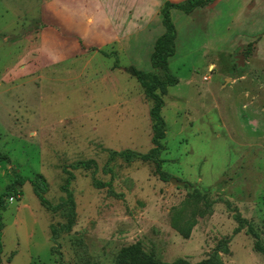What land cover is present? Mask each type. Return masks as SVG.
<instances>
[{
    "label": "rangeland",
    "instance_id": "1",
    "mask_svg": "<svg viewBox=\"0 0 264 264\" xmlns=\"http://www.w3.org/2000/svg\"><path fill=\"white\" fill-rule=\"evenodd\" d=\"M153 1L140 2L135 23L115 17L110 0H0V197L16 176L40 174L45 198L63 205L72 172L77 214L72 232L54 241L63 210L46 209L30 183L19 186L3 197L2 264H211L216 256L264 264L249 231L264 246V38L232 54L210 50L248 39L254 24L264 29V9L252 23L243 2L220 4L210 24L179 41L170 63L179 83L162 111L170 180L141 160L118 158L104 172L113 151L153 149V105L130 71L162 77L151 66L163 27L156 18L147 25ZM91 160L96 171L73 168ZM193 223L185 239L177 228Z\"/></svg>",
    "mask_w": 264,
    "mask_h": 264
},
{
    "label": "trees",
    "instance_id": "2",
    "mask_svg": "<svg viewBox=\"0 0 264 264\" xmlns=\"http://www.w3.org/2000/svg\"><path fill=\"white\" fill-rule=\"evenodd\" d=\"M216 0H187L182 3H171L167 2L162 9V24L165 28V33L156 41L155 50L151 56V66L155 71H161L162 77L157 73H146L133 68V72L138 82L142 86L146 98L152 102V109L150 111V117L152 120V131H153V149L148 153L143 154L133 150H125L122 152L113 151L109 155L108 163L105 167L104 172L106 174H113L111 164L115 159H122L126 163H131L134 160H141L145 162H152L156 165L157 174L160 178L168 182L170 180L169 176L163 172V164L161 156L164 152V147L162 142L167 137L168 126L166 120L162 116V111L165 107V101L163 96L168 92L169 88L178 85L177 78L172 74L170 70L171 59L175 57L177 52V29L176 25L172 19V11L178 10L185 14H192L199 8H204L215 3ZM105 54V53H104ZM108 57H117L115 53L105 54ZM115 67H120L119 59L115 62ZM5 158L0 156V161H4ZM75 170L84 169L96 171L98 169L95 161L79 162L74 167ZM68 175L67 183L62 187V192L66 195V202L60 206H53L46 198L45 194L48 191V182L42 175H36L33 178L22 177L20 175L16 176L14 182L9 186L6 194L0 197V264H2V252H3V216L2 211L5 210L6 205L3 201V197L10 194H16L17 188L19 186L23 187L25 184L30 183L34 189V193L40 200L41 204L51 212L63 210V216L67 220V223L61 226H53L51 228L52 239L57 241L59 237L64 233H71L77 217L76 214V203L71 191V186L75 181V175L72 172H66ZM95 185L97 187H103L104 184L97 182L95 180ZM195 197L204 198L202 192L198 189L194 190ZM207 208L210 210L212 208V202L206 199ZM237 221L240 225L239 229L244 228L243 225L247 224L240 216H238ZM195 223L191 225L190 228L185 229L178 227V232L182 237L188 239L191 234ZM249 231L256 236L257 242L255 244V251L260 253L264 257V246L260 243L257 235L254 233L252 227ZM211 264H221L219 258L216 256L210 260Z\"/></svg>",
    "mask_w": 264,
    "mask_h": 264
},
{
    "label": "crops",
    "instance_id": "3",
    "mask_svg": "<svg viewBox=\"0 0 264 264\" xmlns=\"http://www.w3.org/2000/svg\"><path fill=\"white\" fill-rule=\"evenodd\" d=\"M59 2H62L63 0H56ZM69 2L71 1V6L75 5H81L83 6L85 0H68ZM86 1H92V0H86ZM144 0H110L111 2V7L113 9H116L115 12V17H118L119 20L120 19H128L129 22H135L138 18V8H139V4L140 2H142ZM187 0H158L157 2H155V0L153 1V6L156 9L155 13L152 15H150L149 17L146 16V19H154L156 18V22H161L163 21L162 18V9L164 7V5L167 2H171V3H182L185 2ZM241 2H243V7L247 8L250 10V12L248 13V17L251 18L252 23H257L258 20H260V12L261 10L264 9V0H216L214 4L204 7V8H199L197 9L194 13L192 14H185L181 11L178 10H173L172 11V19L176 25V29H177V52L180 53V51L183 48V44L180 47L179 46V41H185L188 38H190L189 36L193 37L194 35H196L197 33V29L200 27H204L207 24H210V20L213 17V14L215 12V10L218 8V6L221 4H225V3H236V6L240 5L241 8ZM67 3V2H64ZM152 3V2H151ZM109 5V4H108ZM70 6V5H69ZM152 6V4H151ZM259 15V16H258ZM238 16V15H237ZM254 19H257V21L253 22ZM150 20H146L148 23L147 25H151L153 24V21ZM263 21V19H262ZM263 22H261V27H263ZM256 32L253 34L251 33L250 37L248 39H238L237 41L231 42V45L229 46H223L222 43H220V47H211L210 50H214V51H219L223 54H232L234 52V50H238L243 44H249L251 42L254 41V39H256L257 37H261L263 36L264 38V29L259 30V25H256ZM163 26V24H162ZM254 26V27H255ZM165 33V28L162 27V32L160 37ZM257 33V34H256ZM158 37L157 40L160 38ZM8 40V39H7ZM184 54V50L182 52V55Z\"/></svg>",
    "mask_w": 264,
    "mask_h": 264
},
{
    "label": "water",
    "instance_id": "4",
    "mask_svg": "<svg viewBox=\"0 0 264 264\" xmlns=\"http://www.w3.org/2000/svg\"><path fill=\"white\" fill-rule=\"evenodd\" d=\"M131 72H132V74L134 75V72H133V70L131 69L130 70ZM135 76V75H134ZM173 184H175V185H178V186H182V187H184V186H186V183H181V182H179L178 180H176V179H172V181H171Z\"/></svg>",
    "mask_w": 264,
    "mask_h": 264
},
{
    "label": "built area",
    "instance_id": "5",
    "mask_svg": "<svg viewBox=\"0 0 264 264\" xmlns=\"http://www.w3.org/2000/svg\"><path fill=\"white\" fill-rule=\"evenodd\" d=\"M11 202H14V198L11 199Z\"/></svg>",
    "mask_w": 264,
    "mask_h": 264
}]
</instances>
